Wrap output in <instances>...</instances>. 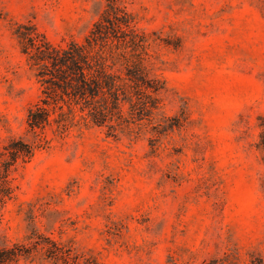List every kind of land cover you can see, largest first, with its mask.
Returning <instances> with one entry per match:
<instances>
[{
    "label": "rangeland",
    "instance_id": "obj_1",
    "mask_svg": "<svg viewBox=\"0 0 264 264\" xmlns=\"http://www.w3.org/2000/svg\"><path fill=\"white\" fill-rule=\"evenodd\" d=\"M111 2L130 25L106 52L162 82L160 109L116 138L47 129L8 178L0 249H30L16 264H63L43 238L86 264H264V0H0V156L33 143L41 95L17 27L82 44Z\"/></svg>",
    "mask_w": 264,
    "mask_h": 264
},
{
    "label": "trees",
    "instance_id": "obj_2",
    "mask_svg": "<svg viewBox=\"0 0 264 264\" xmlns=\"http://www.w3.org/2000/svg\"><path fill=\"white\" fill-rule=\"evenodd\" d=\"M117 10L111 2L82 44L71 41L64 47L56 46L34 26L17 27L15 35L21 53L35 72L41 95L29 109L26 121L33 143L13 139L0 156V205L10 194L8 178L12 170L19 162H29L36 150L46 144L47 129L54 128L56 133L64 134L76 127H97L116 138L118 133L150 121L160 109L162 82L151 78L141 60L128 53L106 52L110 34H124L122 27L130 25L126 13L118 23L112 21L111 16ZM164 132L163 129L159 133ZM43 239L50 245L46 250L48 259L63 264H86L79 258H59L65 256L63 249L52 240ZM39 246L33 245V249ZM30 254V249L23 245L2 248L0 264H16L20 257Z\"/></svg>",
    "mask_w": 264,
    "mask_h": 264
}]
</instances>
